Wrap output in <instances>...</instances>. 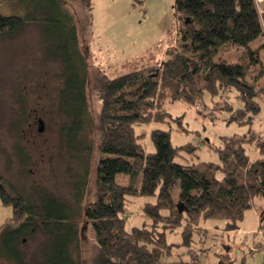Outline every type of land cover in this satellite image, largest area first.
I'll use <instances>...</instances> for the list:
<instances>
[{
  "label": "trees",
  "instance_id": "trees-1",
  "mask_svg": "<svg viewBox=\"0 0 264 264\" xmlns=\"http://www.w3.org/2000/svg\"><path fill=\"white\" fill-rule=\"evenodd\" d=\"M28 2L30 11L23 16L0 13V38L15 34L30 23L53 29L45 40L55 43L47 57L56 58L61 64L57 104L65 119L61 132L67 140H75L76 146L91 115L86 49L82 51L79 45L75 15L61 0H46L45 13L37 9V0ZM77 2L81 10L92 8V0ZM173 10L176 43L167 45L163 59H157L156 47L149 48L146 64L114 77L101 71L96 75V185L94 197L83 205L80 226L68 221L65 205L52 195L47 194L46 208H40L37 215L36 207L28 204L0 172V202L12 211L8 221L0 225L1 255L23 264L15 249L16 241L22 230L36 226L51 237L52 245L58 249L57 259L51 258L47 264H80L72 256L70 245L85 232L96 244L95 264H163L162 257L173 246L167 241L166 231L180 228L179 244L189 246L202 219H225V230L237 229L253 199H264V129H251L248 135L224 136L223 144L216 148L220 162L197 163L175 159L182 150L195 146H173L168 131H151L155 149L149 152L140 142L143 134L134 132L135 125L170 117L164 107L166 101L204 106L207 94L215 99L217 112H225V121L240 125L251 123L261 109L258 94L264 89H258L255 77L251 81L247 77L255 65L259 66L258 77L264 76V61L259 55L264 43L256 49L249 46L264 35V7L259 11L257 0H174ZM239 47L243 50L236 53L234 60H214L220 49L227 52ZM127 64L130 62L122 66ZM231 93L240 104L228 99ZM245 142L254 148L255 157L245 152ZM218 171L222 173L220 178L216 176ZM117 174L122 175L120 181L116 180ZM176 182L179 191L173 199ZM76 188L81 201L85 175ZM141 195L156 198L154 203L141 207L151 224L126 229L124 214L129 197ZM263 222L264 212H260V227ZM7 224L12 226L9 231ZM5 232L9 234L7 241ZM188 251L190 259L180 264H197V254Z\"/></svg>",
  "mask_w": 264,
  "mask_h": 264
},
{
  "label": "rangeland",
  "instance_id": "rangeland-1",
  "mask_svg": "<svg viewBox=\"0 0 264 264\" xmlns=\"http://www.w3.org/2000/svg\"><path fill=\"white\" fill-rule=\"evenodd\" d=\"M37 1V9L44 12L46 0ZM61 1L75 15L79 45L82 51L86 49L90 119H87L76 142L79 147L73 146L75 140L70 137L67 140L61 132L65 119L57 109L61 64L56 58L47 57L55 43L49 44L45 39L53 29L39 28L30 23L11 36L1 37L0 172L28 204L36 207L37 215L40 208L42 211L46 208V197L52 195L65 205L68 221L80 226L83 205L94 197L96 185L99 110L96 75L101 71L108 77H114L134 66L146 64L149 46L156 47L157 59H163L165 48L176 43L177 38L173 27L174 0H92V8L88 11L81 10L77 0ZM28 3V0H0V13L23 16L30 11ZM258 4L262 7V3ZM255 42L262 45L264 35ZM238 49L241 48L227 52L220 49L214 60H234ZM259 55L264 61V46L259 48ZM126 62L130 64L123 67ZM258 74L259 66L255 65L247 79L251 81L255 77L258 89L262 90L264 76L258 77ZM258 95L261 109L248 124L225 121V112H217L213 104L215 99L205 94L204 106L190 105L184 101H166L164 107L170 117L164 121L135 125L134 132L143 134L140 142L147 152L155 149L150 138L151 131L162 129L169 132L173 146H195L192 150H182L175 158L178 162H220L216 148L223 144L224 136L248 135L251 129L257 132L264 129V91ZM229 96L228 99L235 105L240 104V101L235 100L234 93ZM177 116L180 118L176 119ZM37 118L43 121L42 131H38ZM250 146L243 143L245 152L253 158L256 151ZM84 175L85 188L80 201L76 195V183ZM121 176L117 174L116 180L120 181ZM216 176L220 178L222 173L218 171ZM178 191L176 182L173 199H176ZM155 201V196L129 197L124 214L125 228L149 227L151 221L141 213V207ZM260 212H264V199L255 197L237 229L225 230V219H202L193 231L189 246L179 244L180 228L166 231L167 241L173 246L162 257L163 264H180V261L189 260L191 254L188 250L197 254V264H264V222L263 227H260ZM11 213V207L0 202V225L8 221ZM7 229L11 230L12 226L7 224ZM4 234L7 241L9 234ZM50 239L36 226L22 230L15 245L22 263L47 264L51 258L55 261L59 256L58 249ZM70 246L72 256L80 264H95L97 248L88 232L79 234ZM10 251L17 253L12 249ZM60 258L61 262L62 256ZM0 264L16 263L0 253Z\"/></svg>",
  "mask_w": 264,
  "mask_h": 264
},
{
  "label": "crops",
  "instance_id": "crops-1",
  "mask_svg": "<svg viewBox=\"0 0 264 264\" xmlns=\"http://www.w3.org/2000/svg\"><path fill=\"white\" fill-rule=\"evenodd\" d=\"M257 1H258V3H259V2L262 3V7H264V0H257ZM258 5H259V4H258ZM262 7H259V11H261ZM254 44H257V42H255V40L249 44V46H250L251 49H256V48L259 46V43H258V44L256 45V47H253ZM149 48H150V46L147 48V50H148ZM239 48H241V49H238V52H240V51L243 50V47H239Z\"/></svg>",
  "mask_w": 264,
  "mask_h": 264
},
{
  "label": "water",
  "instance_id": "water-1",
  "mask_svg": "<svg viewBox=\"0 0 264 264\" xmlns=\"http://www.w3.org/2000/svg\"><path fill=\"white\" fill-rule=\"evenodd\" d=\"M38 124H39L38 131H42V129H43V121H42L41 118H38Z\"/></svg>",
  "mask_w": 264,
  "mask_h": 264
},
{
  "label": "flooded vegetation",
  "instance_id": "flooded-vegetation-1",
  "mask_svg": "<svg viewBox=\"0 0 264 264\" xmlns=\"http://www.w3.org/2000/svg\"><path fill=\"white\" fill-rule=\"evenodd\" d=\"M38 119V118H37ZM38 121V120H37Z\"/></svg>",
  "mask_w": 264,
  "mask_h": 264
}]
</instances>
